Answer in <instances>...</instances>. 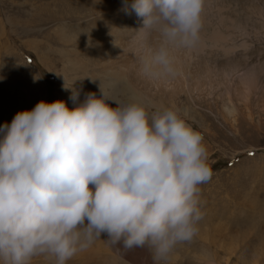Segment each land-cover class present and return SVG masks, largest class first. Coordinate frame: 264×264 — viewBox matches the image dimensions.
Instances as JSON below:
<instances>
[{
  "label": "clouds",
  "instance_id": "clouds-1",
  "mask_svg": "<svg viewBox=\"0 0 264 264\" xmlns=\"http://www.w3.org/2000/svg\"><path fill=\"white\" fill-rule=\"evenodd\" d=\"M205 5L125 3L142 30L159 34L146 75L177 74L176 53L201 44ZM100 93L72 110L41 100L0 126V264H68L102 235L125 250L147 247L159 264L198 235L202 185L213 176L202 134L178 108L113 106ZM79 96L73 89L70 99Z\"/></svg>",
  "mask_w": 264,
  "mask_h": 264
},
{
  "label": "rangeland",
  "instance_id": "rangeland-1",
  "mask_svg": "<svg viewBox=\"0 0 264 264\" xmlns=\"http://www.w3.org/2000/svg\"><path fill=\"white\" fill-rule=\"evenodd\" d=\"M92 5L91 0H0V126L10 124L17 112L31 110L41 100H63L70 110L82 103L86 93L83 73L101 74L100 48L91 28L94 15L87 16ZM229 9L223 17L204 16L205 41L212 31L220 40L213 50L204 45L197 56L216 65L209 68L210 73L201 70L198 89L187 92L192 84H183L181 93L169 100L141 90L150 110L163 105L178 108L202 134L213 171L210 181L202 185L204 216L199 238L179 244L159 264H203L205 260L264 264V0H236ZM57 25H63L66 39L53 33ZM226 37L227 44L222 45ZM128 44L136 53L142 50L139 44ZM135 79L130 81L140 90ZM81 85L85 92L79 89ZM120 87L106 86L113 106L131 102ZM73 89L80 91L76 102L70 99ZM257 166L258 171L249 173ZM213 228L215 245L205 240ZM108 242L112 251L119 252V260L101 264H157L147 247L126 253L121 251L122 244Z\"/></svg>",
  "mask_w": 264,
  "mask_h": 264
},
{
  "label": "bare ground",
  "instance_id": "bare-ground-1",
  "mask_svg": "<svg viewBox=\"0 0 264 264\" xmlns=\"http://www.w3.org/2000/svg\"><path fill=\"white\" fill-rule=\"evenodd\" d=\"M86 1L88 2L89 0ZM91 1L93 2V5L91 10L90 11L88 10L87 16L89 17L94 15L91 28H92V32L95 35L94 39H96L98 43V47L100 48V50L98 49V51H99V57L101 58L100 59L101 65L99 64L101 74L95 76V74L88 75V73L82 72L85 77V81L82 84H84L85 86L84 88L86 89V93H84V97L82 96L81 99L82 103L85 100L86 95L88 93L97 92L100 95L101 94L100 87L106 93L107 85L120 84L121 85L120 89L123 92H127L129 94L131 102L141 101L147 104L148 106H150V103L143 98V96L145 95L144 93H148L151 97L152 95H157L161 98H165V99L167 98L169 100L173 96L175 97L178 93H181L183 84H192L191 87L187 86V92H190L192 89H198L201 81L200 79H197L198 78L197 76L201 74V70L203 68H206V72L210 73L208 72L209 68L212 69L216 66L212 62L208 63L206 60L204 63L197 57L199 54L203 53L204 45H206V47L207 46L210 47V49L208 50H213L217 47V43L220 40V38L218 37V34L215 31H212L211 34L206 37L208 43L205 41V35L202 33V41L198 48L194 50H179L176 53L178 71L174 77H167V78L149 77L142 71V68L144 62L150 57L152 51H154L158 47L160 42L159 34L156 32H149L146 30H142L141 29L143 27L142 18L137 17L134 11H132L129 14L124 10L125 3L131 5L133 0H91ZM233 1L236 0H229V1L206 0L204 16L210 13L211 15L223 17L222 15L224 12L230 13L229 8L232 6ZM251 3L253 2L251 1ZM244 5L246 6V4ZM44 6L46 7V5ZM47 10L49 11L50 9L48 8ZM245 10L247 11V9ZM56 14L57 13H55V15ZM38 17L39 16H37V18ZM47 20L48 19L46 18V21ZM63 28H64L63 25H57L53 28V33L57 34L58 39L60 40L66 39V35L62 31ZM226 40L227 37L221 41L222 45L227 44ZM129 41H131V44L134 45L139 44L142 50L139 53L134 52V50L130 49L129 47L130 46V44H128ZM206 72L202 71L203 74ZM132 77L136 78L135 80H137L138 83L141 84L142 88H140V90H135L134 86L130 81ZM79 89L84 90L82 88V85L79 86ZM143 89L146 90L144 91V93L141 92V90ZM256 168L257 169L248 170L249 173L253 171H258V166ZM214 229L216 228H213L212 231L206 233L205 240L208 241V243L215 245L217 242L216 240L217 237L214 236L215 235L214 233L216 231ZM218 229L219 228H217V230ZM197 237L198 235L196 236V238ZM108 245H109L108 238L102 235L100 238L96 239L95 242L90 247L78 253L72 260L68 262V264H101L102 262H106L108 260L112 262L119 260V252L117 251L116 253L114 250L113 252L112 251L113 248L111 247L112 248L111 249L110 246ZM262 247L263 248H261V251L262 250L264 251V245ZM121 251H124L126 253L129 252V250H124V249H121ZM126 256H129V254H126ZM32 264H50V262L44 259L43 257H40V258H35ZM203 264H217V263H215L214 261L205 260L203 261Z\"/></svg>",
  "mask_w": 264,
  "mask_h": 264
}]
</instances>
